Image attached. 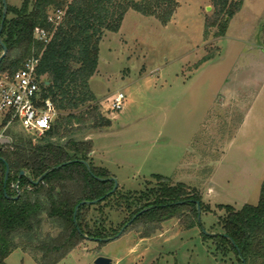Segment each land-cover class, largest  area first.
<instances>
[{
  "label": "rangeland",
  "instance_id": "obj_1",
  "mask_svg": "<svg viewBox=\"0 0 264 264\" xmlns=\"http://www.w3.org/2000/svg\"><path fill=\"white\" fill-rule=\"evenodd\" d=\"M21 1L4 0L14 6ZM175 1L165 25L153 15L128 9L116 31H104L97 67L88 80L95 100L73 112L80 115L95 105L110 124L80 133L85 124L72 121L71 136L92 141V163L108 169L121 192L156 187L159 180L154 175H160L172 184L195 188L208 210L200 212L199 225L188 229L173 217L159 223L147 237H141L144 227H139L101 245L84 240L56 264H93L98 255L113 261L119 257L118 264L233 263L231 253L215 254L203 233L220 230L225 210L218 205L238 210L245 203H257L264 182V122L237 131L235 122L222 115L226 110L220 106L219 94L245 81L247 91L239 93L250 102L261 88L255 105L264 113V76L237 69L251 47L242 35L244 26L251 22L260 29L264 26V0H242L219 39L217 27L211 25L210 0ZM205 56L210 59L202 61ZM116 91L123 92L124 98L121 109L112 110L107 98ZM65 114L58 111L52 124ZM108 209L106 224L117 228L127 212ZM42 232L54 234L45 224ZM34 254L39 256L15 249L5 264H37Z\"/></svg>",
  "mask_w": 264,
  "mask_h": 264
},
{
  "label": "trees",
  "instance_id": "obj_2",
  "mask_svg": "<svg viewBox=\"0 0 264 264\" xmlns=\"http://www.w3.org/2000/svg\"><path fill=\"white\" fill-rule=\"evenodd\" d=\"M210 1L211 25L217 27L215 36H221L242 0ZM175 8V0H22L18 6L6 4L0 32L6 53L0 71H14L25 59L38 56L41 97L49 98L57 111L66 114L39 136L6 130L10 141L0 148V264L19 248L39 253L33 255L37 264H56L84 240L99 245L111 240L126 223L122 232L144 227L142 238L173 217L186 229L199 225L196 202L200 212L208 207L195 188L154 175L159 180L156 187L125 193L118 185L113 189L112 180L99 178L114 175L91 161L92 141L71 136L75 130L72 121L85 124L78 128L80 133L110 124L95 105L80 115L73 112L95 100L88 80L97 67L104 31H116L128 9L153 15L165 25ZM54 11L61 12L60 18L48 20ZM35 27L51 33L47 43L33 36ZM207 59L210 57L202 61ZM218 206L225 210L220 230L203 233V239L211 241L215 254L225 257L231 253L232 264H264V182L256 204L245 203L238 210ZM107 207V211L127 212L117 228L106 224ZM44 224L53 228L54 234H43Z\"/></svg>",
  "mask_w": 264,
  "mask_h": 264
},
{
  "label": "built area",
  "instance_id": "obj_3",
  "mask_svg": "<svg viewBox=\"0 0 264 264\" xmlns=\"http://www.w3.org/2000/svg\"><path fill=\"white\" fill-rule=\"evenodd\" d=\"M60 15V11L51 12L48 20H58ZM33 36L47 43L51 33L44 28L35 27ZM37 63L38 56H31L14 71H0V138L10 141L6 130L17 127L26 134L39 136L49 129L58 113L49 98L41 97L42 77L36 74ZM123 98V92L116 91L107 98V104L112 110H119ZM3 144L5 143L0 142V148Z\"/></svg>",
  "mask_w": 264,
  "mask_h": 264
},
{
  "label": "crops",
  "instance_id": "obj_4",
  "mask_svg": "<svg viewBox=\"0 0 264 264\" xmlns=\"http://www.w3.org/2000/svg\"><path fill=\"white\" fill-rule=\"evenodd\" d=\"M262 13L263 12H261L260 16H262ZM230 22L227 24L224 34L218 36L217 39L225 36ZM259 27L260 26H256L255 23L253 24L252 22L249 24V26H244L242 35H245L249 39L248 45H250L251 47H248V51L244 52L243 57H241L243 61L240 64V67L237 68L238 72H244L246 68L248 71H255L258 74L260 73V75L264 76V26L261 29ZM262 80L264 81V77L262 78ZM240 84L241 85L235 84V86L227 89L226 92H222L221 94H219L221 99L219 100V102L223 111L226 110V112H223L222 114L224 115L223 117H226L227 120L230 119V123L235 122L237 131L243 130L244 132L247 129L251 128L253 125L262 124L264 122V113L261 109H259L260 107L255 105L256 100H258L256 99L257 94L261 88L258 90V92H256L255 95L252 96L253 98L250 97V102H247L246 99L244 100L242 98L245 95L241 96V94L239 93L241 91H247L245 89L247 88L245 85L246 83L245 81H240ZM233 113L237 115V119L235 121H233L232 119L234 116ZM227 120H225V123H228ZM248 125H250L249 128ZM209 189L211 188L208 187V190ZM210 192L211 191H207V194ZM111 260L112 264H118L121 259L119 257H116V262H114L115 260L113 261L111 257Z\"/></svg>",
  "mask_w": 264,
  "mask_h": 264
},
{
  "label": "water",
  "instance_id": "obj_5",
  "mask_svg": "<svg viewBox=\"0 0 264 264\" xmlns=\"http://www.w3.org/2000/svg\"><path fill=\"white\" fill-rule=\"evenodd\" d=\"M206 8L209 9L210 7L207 6ZM5 13H6V4H5L4 0H2V16H1V20H0V32H1L2 24H3L4 18H5ZM0 46L2 48V51L0 53V60H1L3 58V56L5 55V53H6V48H5L4 44L1 41V38H0ZM0 142L1 143H8L9 142V139H7V138H0ZM85 166H86L87 170L90 171V168L87 165V163H85ZM23 174H24V171L23 170H20L19 171V175H23ZM6 175H7V167L5 169L4 179L6 178ZM99 179L100 180H112L113 181V184H114L113 185V189H115L116 186H117V182H116V180H115L114 177H110V178H107V179H101V178H99ZM84 202L85 201H82L81 203H84ZM144 210H145V208H143L142 210H140L137 214L141 213ZM196 211H197V222L199 223V220H200V207H199V203L198 202H196ZM137 214L133 215L130 220L134 219ZM126 224L124 226H126ZM124 226L118 231V233L114 237L109 238V239H113V238L118 237L121 234V232L123 231ZM224 236H226V235H224ZM103 240H105V239H103ZM106 240H108V239H106ZM93 264H112V260L109 257L98 255V256H96L94 258Z\"/></svg>",
  "mask_w": 264,
  "mask_h": 264
}]
</instances>
